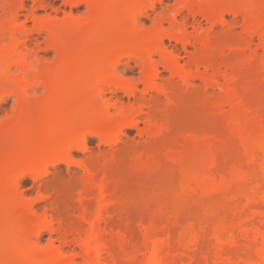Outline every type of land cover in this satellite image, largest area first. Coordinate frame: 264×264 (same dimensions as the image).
<instances>
[{
	"label": "bare ground",
	"instance_id": "obj_1",
	"mask_svg": "<svg viewBox=\"0 0 264 264\" xmlns=\"http://www.w3.org/2000/svg\"><path fill=\"white\" fill-rule=\"evenodd\" d=\"M25 1L18 0L15 5L7 9L6 19L11 24L12 30L10 31V27L1 29L0 39H3L6 29L10 31V34L12 32L14 36H17V31L18 37L14 38L11 34L14 38L13 45L10 42V45H12L11 50L17 57H12V52L8 53L13 60L15 58V61H17H14L12 66L24 64V60L34 55L35 60H37L36 63L40 66H36L38 70L33 71L34 73L28 76L29 81L26 79L27 83L22 84V86L24 91L41 89L42 94L31 102L25 100L22 87L16 84L15 79H12L13 76L10 75L9 78L4 76L5 73L1 74L3 76L0 77V82L5 84V87L2 85L4 90L0 88V104L8 97H12L14 103L12 116L0 123V132L5 134L8 132L10 136L9 141L7 135V142L6 140L0 141L2 143L0 145V157L5 154V150L8 151L7 147L11 146L12 140L16 143L13 142L12 144L15 145L12 147L14 160L10 159L12 162L10 160L9 162H7L8 160L3 161L5 158L3 156V160H0V169L1 172H3L2 170H14L13 184L10 185L13 191L19 187L20 181L26 177H30L35 182H41V190L46 194L38 198V203H43L44 208L40 218H37L40 219L38 221L40 225L36 226L38 225L37 222L34 226L35 230L32 229L34 230V237L37 239L43 230L50 232L63 231V233H60V235L62 234L60 247L58 249L55 247L53 249L52 247L49 248L50 251L47 250V253L45 251L46 255L43 254L44 257L41 258L40 252L32 254L30 250H27L28 246L23 247L24 243L17 245L16 248H11L9 254L13 250L15 251V253L13 251L11 259L15 258L13 255L18 258L15 264H42L44 261L47 264L53 261L60 262L58 264H73L75 255L66 257L63 253V249L69 246L70 243L81 249L82 264H122V256H126V260L123 258V261H126L125 264H137L136 256L143 250L147 251H145L147 255L146 257L144 255L143 261H139V263L142 261L140 264H255L256 259L255 261L253 259L254 262L251 259L252 252L255 255L254 257L258 259L256 264H264V128L263 131L261 130L262 132L260 131L261 133L250 136L251 145L248 148L249 151L247 150V159L252 167L259 161L258 164L260 165L257 170L255 168L256 172H254V169L246 171L240 168L236 170L238 169L236 168L234 169L236 172L233 174L231 170L232 175L229 179L222 176L221 180H219V177L217 179L220 182L212 180L211 182L207 181L209 183L205 182V184L204 180L208 177L205 176L203 173L204 168L200 165L203 171L197 170L196 174L194 172L192 180L188 182L187 187L185 186L186 189L184 190L186 193L188 192L187 194L192 193L191 186H189L191 182L194 184L193 193L195 192V194L202 192L214 193L220 187L228 188V191L229 188H236V191L231 190L234 193H229L232 195L230 207L227 211L225 210L226 215L224 214L223 222L216 223L218 225L205 227L202 220L196 218L182 221L177 215L178 213L165 220L168 209L162 206L156 208L152 216L146 217L141 213L139 214L138 224L142 234L138 240L133 236V231L129 226V223L136 217L133 207H126L123 200L112 198L114 201H109L106 206L101 207L93 219L89 220V218L87 220L85 215L79 217L80 223L81 221L89 223L85 238L79 240L77 238L73 242L68 241L69 233L74 231L73 228L77 226L76 223L69 222V214L72 215L74 202H77L84 209L87 195L85 184H90L95 189L104 187L105 183L107 184L106 179L111 173V164L105 163L103 158L92 155L85 156L88 153L87 138H96L101 144L110 148H117L123 131L136 129L138 120L141 117L145 119V130L150 138H163L169 131L167 109L168 106L175 105L173 95L167 90L160 89V93L166 99L167 107L158 110L153 108L151 100L147 98L149 93L156 88L155 86L159 80L158 67L160 64H164L163 66L166 67L171 64L170 68L177 67L175 69L179 67L176 65L181 59L180 55L178 56L175 53L176 51H169L165 47L166 40L177 43L184 51H186L187 46L194 48L195 43L201 44L202 47L201 50H195L189 56H186V65L183 67V70H185L187 66L188 70H185L186 72L173 69L172 83L176 84L177 80L175 78H177L178 81L183 83L182 88H188L192 81L200 79L207 84H205V88H210L215 86L214 83H218V78H221L225 82V90L222 91L220 98L218 97L216 107L219 108L225 104L231 107L234 104V107L235 105L239 106L236 109H240L237 111L232 107L235 112L245 113L246 115L247 112L252 111L251 105H244L236 91L234 92L235 88H232L238 82L239 75L257 65V63L253 65L251 60L242 63L226 60L222 50L216 51L211 48V39L209 41V38L203 37L205 38L203 40L200 37L197 19L201 18L208 22L212 30L220 26L223 29L221 35L233 34L239 27L241 31L235 33L239 35L240 44L229 50L233 55L244 54L255 39L260 43L263 40L264 8L260 5L261 3H258L257 0H195L191 4L189 0H172L173 5H165V0H60L64 7H69L70 11L64 14L62 19H59L55 10L53 11L54 16L48 13L47 0H30L33 4L31 13L41 10L44 15L33 16L31 19L33 27L28 29L25 26L26 24L17 25L16 23L21 16L20 13L24 10ZM133 3H137L136 7ZM81 6L85 8V12L76 14L75 11ZM157 7L161 9L158 13H156ZM150 13L155 15L154 18H151ZM184 13H186L185 17L182 16ZM226 17H231V21H227ZM188 18L193 21L190 26L192 29L191 35L188 32L186 23ZM117 19H123V21H117ZM143 20H151L152 29L143 28L144 26L141 25ZM238 22H241V26H238ZM164 24L168 25V29L163 27ZM137 26H140L141 30L144 31L142 34H140V28ZM132 27H137L136 30H139L137 35L142 36L141 38L137 36L136 41L131 44L129 38L132 33L130 29L136 33ZM127 29L129 31H126ZM125 31L130 35L125 34ZM41 35L45 36L42 44L37 40ZM127 35L129 37L124 38ZM121 38H124V42ZM222 38L219 37V39ZM31 41H34L33 48L29 49L28 44ZM127 42H129V47ZM122 43H126V45L123 46ZM135 43L133 51H131L132 48L129 51L127 48L132 47ZM8 47L10 48V46ZM5 49L2 48L0 53ZM7 50L10 49L7 48ZM39 52H53L55 54L53 61L38 59ZM4 55L5 53L1 57ZM9 55L7 56L9 57ZM7 56L4 57L6 62H8ZM154 56H158L160 62H156ZM217 58L220 59L221 63L214 74L209 76L206 72L201 76L199 66L203 63L204 68L207 66V69H212ZM1 60L3 59L1 58ZM19 60L24 63L19 62ZM124 60L126 61L123 62ZM131 60L136 61L139 70V77L134 82L127 79L124 72H119L121 66L129 68ZM258 64L262 70L264 55ZM24 66L26 65L24 64ZM92 67H94V70ZM167 68L169 69V67ZM221 68L224 69V72L221 71ZM88 69L91 70V73ZM85 71L89 72L95 78V81L97 79L93 94L96 96L94 105H98L102 110L100 115L83 116L85 114V103H82L81 98L85 92V86L81 83V80H83L81 78ZM139 84L143 89L137 93V85ZM16 86H18L19 91H15ZM118 92H122L134 102L129 103L126 108L120 109L121 111L117 117H111V115H108L109 110L111 108L118 109L116 107L117 101H111L107 98V95H117ZM232 95L233 99H231ZM235 112L233 111L232 114ZM234 121L236 120L234 119ZM234 121V124L239 125L238 122ZM234 124H231V126ZM239 130H241V127ZM246 132L248 134V131ZM241 133L239 134L244 136ZM74 152L83 154L84 160L81 164L75 163L72 159ZM18 154H20V158H16ZM210 160L211 165L206 168H217L218 157L216 154L212 155ZM73 165H77L83 170L85 174L83 180L69 171ZM59 166L67 168L68 174L66 177L57 173ZM51 169L54 170L53 173ZM229 173L227 174L229 175ZM98 176L101 179L96 182L95 177L97 179ZM108 185L106 186L108 187ZM75 189L77 192L76 200L72 198L71 194V190ZM8 197H5V200ZM0 200L4 203L2 197ZM31 205L28 206H31L28 210L35 216V212H33L35 204ZM112 206H114L113 209ZM116 206L119 210L114 209ZM110 208L111 211L114 210V212H111L112 214L109 211ZM24 214L25 212L21 217ZM5 215L3 214V219L9 214ZM27 216L24 218H27ZM0 218V221H2L1 214ZM10 218L13 221L14 218ZM79 221L77 220V222ZM22 223L23 221L18 225ZM0 224L3 226L1 222ZM55 224L59 229H55ZM72 224L75 225L72 226ZM101 225L104 226V229ZM2 226L0 231L6 232L8 229L5 228L6 226ZM176 226L180 227V232L177 237H173L170 232ZM18 227L20 232L24 231V229L21 230L20 226ZM26 229L29 232L31 227L28 226ZM101 229L105 231L103 232ZM23 233H20V235ZM105 233L116 237L118 242L114 239L116 242L114 246H111V242L110 245L106 244L103 239ZM0 234L3 237L5 236V234ZM20 235L17 233L16 236ZM207 238H209V241H207ZM103 250L107 252L104 253L110 255L108 261L103 257ZM6 253L7 251H3V255L0 253V264H14V260L11 262L10 255L7 256Z\"/></svg>",
	"mask_w": 264,
	"mask_h": 264
},
{
	"label": "rangeland",
	"instance_id": "obj_2",
	"mask_svg": "<svg viewBox=\"0 0 264 264\" xmlns=\"http://www.w3.org/2000/svg\"><path fill=\"white\" fill-rule=\"evenodd\" d=\"M17 1L18 0H0V30L9 28V27H10V31L12 30L11 24L6 19V14H7V9L15 5ZM194 1L195 0H189L191 4H193ZM257 2L261 3L260 5H262V7L264 8V0H257ZM137 3L136 4L133 3V5L136 7ZM164 3L165 5H173L172 0H165ZM47 5H48V8H47L48 13L54 16L53 11L55 10L57 12L56 16L59 19H62L64 14H67L70 11L69 7H64L62 3L60 2V0H47ZM32 7H33L32 2L30 0H26L24 3V10L20 13L21 16L17 19V22H16L17 25H21L24 23L26 24L25 25L26 28L31 29L33 27V23L31 20L32 17L33 16L39 17V16L44 15V12L41 10H37L32 14L31 13ZM160 11L161 9L157 7L156 13ZM84 12H85V8L82 6L79 7L77 11H75L76 14H83ZM150 15H151V18H154L153 16H155L152 13H150ZM182 16L185 17L186 13H184ZM225 19L227 21H231V17H226ZM118 20L119 19H117V21ZM121 21H123V19ZM151 23H152L151 20H143L141 25L144 26L143 28L145 29H148V28L150 29L152 25ZM186 23L188 25V32L191 35L192 29L190 28V26L192 25L193 21L191 18H188ZM197 23H198L197 26L199 29L200 37L202 38L205 37L206 39L209 38V41L211 39L210 41V45L212 46L211 48L215 49L216 51L222 50L226 60L230 62H234V63H242V62L251 60L253 62V65L257 63L258 66L254 65L250 69L241 73L238 77V82L235 85H233V88H232V89L235 88L234 92L236 91L237 95H239V98L244 103V105L246 106H248L249 104L251 105L249 106L250 108H252L251 109L252 111L247 112L248 114L246 113V115L245 113L243 114L241 112L240 113L235 112V110L239 111L240 109L239 110L236 109L239 106L235 105L234 107V104H232L233 106L231 107L227 106V104L219 108L216 107L217 105L215 104L217 103L216 101L218 97L223 93L222 91L225 90L224 88L225 82L221 78L220 79L218 78L217 84L214 83L215 84L214 87L212 86L214 85L212 83L211 85L212 87L210 88H205L207 84L200 79L199 80L196 79L192 81L188 88H185V87L182 88L183 83L181 81H178L177 78H175V80H177L176 84L172 83L171 80L174 74V70H178L182 72L181 70H183L184 69L183 67L186 65V56H189L195 50L197 51L201 50L202 47H201V44L195 43L194 48L187 46L186 51H184L182 50V47L178 45L177 43L169 42L168 40H166L165 47L169 51H176L175 53L178 56L180 55L181 59H179L180 61H178L176 65L179 67L178 69H175L177 67L175 68L171 67L172 68L171 69L170 66L172 65L170 64V65H167V67H169L168 69L166 66H163L164 64H160L158 67L159 80L157 81V84L155 86L156 88L151 93H149L147 98L151 100V105L153 106V108L155 110L156 109L158 110L162 108L165 109L167 107L166 99L163 96V94L160 93L161 91L159 90L160 89L167 90L173 95L175 105L171 107L168 106V109H167V115H168V120H169V131L163 138H150L145 130V119L141 117L138 120V125L136 129H127L123 131V133L120 136V142L118 143L117 148H110L104 144H101L99 140L96 138H90V137L87 138L86 146H87L88 153H86L85 156L92 155L95 157H101L104 159L105 163L111 164V173L110 175H108V178L110 179L109 180L108 178L106 179L107 184L105 183L104 185L105 188L100 187L99 189L98 188L95 189V188H92L90 184L89 185L85 184V188H86L85 190H87L86 191L87 195L85 199L86 204L84 205L85 210L77 202H74V210L72 212V215L71 213L69 214L70 218L68 219H70L69 220L70 223H76L77 226L79 224L80 225L78 227L75 226L74 227L75 229L73 228L74 231H71L69 233L68 241L70 240L73 242L77 240V238L79 240V239H82L84 236L86 237V234L88 233V229H89V223L87 221L86 222L81 221L80 223L79 217L81 215H85L87 220L89 218H90L89 220H91L98 214L101 207L103 208L109 203V201H112L113 199L123 200L124 203L126 204L125 205L126 207L128 206L133 207L134 212H135L134 214L136 215V217L132 220V222L129 223V226L131 227L133 231V236L138 240L139 238H141L140 236L142 234L141 230H139L140 227L138 224L139 214L141 213L142 215H145L146 217L150 215L152 216L154 214L153 211H155L156 208H159L162 206L163 207L165 206L168 209V215L166 216L165 220L168 218L170 219L171 215L178 213L177 215L182 221L196 218V219L202 220V222L205 224V227L206 226L211 227L213 225H218L219 223L223 222V219L225 218L224 217L226 215L225 213L227 209L230 207V203H231L230 198L232 196L231 194L234 193L232 191L233 190L236 191V188L235 187L229 188V191H228L227 190L228 188L226 189V188L220 187L221 189L219 188V190L214 193L208 192L209 193L208 194V193L202 192L200 193L201 195L196 193L197 196H195L196 195L195 192L193 193L194 184L191 182L189 183L190 184L189 186H191L192 193L189 192L190 194H187L188 192L186 193L184 189H186L185 186L186 187L188 186V182L192 180L194 176L193 175L194 172L196 174L197 170H200V171L204 170L203 173L205 174V176L208 177V178H205L206 181L204 180V183L207 181L211 182L212 180L220 182L219 180L222 179V176L223 178L228 177L227 179H229V177H231L230 175L235 173L236 170H239V168L242 170L244 169L246 171H249L250 169H254V172H256L255 168L257 170V167H259L260 165L258 164L259 161L255 164V166L253 165V167L248 162L247 150L251 145L250 136H255L261 133L264 128V123H263L264 122V67L261 70V68L259 67L260 65L258 64L259 60L264 55V48H263L264 47V37H263V40H261V43L257 39H255L252 45L250 46V48L245 50L244 54L233 55L231 54V51L229 49L235 48L236 46L240 44L239 35L236 34L241 31L239 27L235 30L236 32V33L234 32L235 34L234 33L229 34L231 37L230 38L229 35L227 36V34H224L225 36L221 35L223 32V29L220 26H217L212 30L208 22H205V20L201 18L197 19ZM140 26H137V27L140 28ZM238 26H241V22H238ZM137 27H132L134 31H136V33L132 32V29L129 28L130 32L132 33L129 38L131 40V44L134 43V41H136L137 36L141 38L142 35H137L139 30L141 31V33L139 32L140 34L144 32L141 30V28L137 31L136 30ZM163 27H165V29H168L167 24H164ZM8 31L9 30L6 29V32L4 36L2 37L3 39H0V48H1L0 50H2V48L3 49L6 48L5 51L0 53V60L1 58L3 59L0 61V77L3 76L1 75L2 73L3 74L5 73L4 76L9 77V78H10V75L11 77L13 76L12 79H15L16 84L22 87V91L24 92L23 94H25L24 99L31 102L42 94V90L34 89L30 91L26 90L27 91L26 92L23 90L22 84L27 83V80L29 79L28 76L36 72L40 65L36 63L37 60H35L36 59L35 56L32 55L27 60H24L25 63L21 61L22 59L19 60V62L21 61L26 66H24V64H21L19 66L18 64L16 66H12V63H14V61L16 60L15 58L17 56L15 57L16 54H14V52L11 50L12 49L11 46L13 45L12 43L13 39L15 37H18V33L16 31L17 36H14V34H12L11 32L12 36L14 37L13 38L10 34V31L9 32ZM126 31H129V30L127 29ZM126 31H125V34H129ZM233 35H236L238 37L233 36ZM128 37L129 36L127 35L124 38H128ZM219 37L220 38L223 37L222 38L223 41L222 39H219ZM205 38H203V40ZM225 38H229V39H225ZM123 39H122V42H124ZM37 40L38 42L42 44L44 43L45 36L41 35L37 38ZM10 42L12 45H10ZM33 43L34 41H31V43L28 44L29 49L33 48ZM136 43L133 44L132 47L127 48V49L129 50L132 48L131 51H133V48H135L134 46L136 45ZM124 44L126 45V43H122L123 46ZM128 45H129V42H127V46ZM8 46H10V48ZM117 47L119 48V46ZM7 48L10 50H7ZM11 52L13 53V55L11 54L12 57H15L14 60L9 55ZM3 53H5V55L1 57ZM38 54H39L38 59H47L50 62L53 61V58L55 56L53 52H47V53L39 52ZM7 55H9L10 58ZM6 56H7L8 62L4 61L5 59L4 57ZM8 58L12 60H9ZM154 60L156 62H160L158 56H154ZM184 60H185V63H184ZM125 61L126 60H124L123 62ZM220 63H221L220 59L217 58L216 61L214 62V66L212 69L210 68L207 69L206 68L207 66H205L207 71L204 68V64L202 63L199 66L200 75L203 76V74H205L206 72L209 76L213 75L214 72L217 70L218 65ZM100 65L103 66L101 63ZM3 67L5 68L7 72H4L5 70ZM94 67H92L93 70H94ZM185 70H188L187 66L185 67ZM221 71L224 72V69L222 70L221 68ZM89 72L87 73V71H85V73L83 74L81 78L83 79L81 80V83L83 84V86H85V92L81 98L82 99L81 101H83L82 103H85V114L83 116H91L92 114L100 115L102 111L98 105H94V103L96 102L95 101L96 96L95 94H93V92H94L95 83L97 82V79L95 81V78H93L90 75L91 72L90 73ZM119 72H124L125 74L124 73L123 74L125 75V77L133 82L136 81L139 77V70L137 68V63L134 60L133 61L131 60L129 62V68H125L121 66L119 68ZM2 85L5 87V84L3 83L1 84L0 82V88L1 89L3 88L2 90H4V87H2ZM20 87L19 89L21 91ZM16 88L17 89L15 91H19L18 86H16ZM142 89L143 88L140 84L137 85V93L142 91ZM107 98L113 102L117 101L116 107L118 109L111 108L109 110L108 115H111V117H114V116L117 117V115L121 111L120 109L126 108L129 105V103L134 102L132 99H128L122 92H118L117 95H107ZM233 98L234 97L232 95L231 99ZM245 102H248V103H245ZM13 103H14L13 98L8 97L0 104V123L3 122L6 118H9L12 116ZM232 107L235 110H232L233 109ZM233 111L235 112L234 114H232ZM234 119L236 121H234ZM233 121L238 122L239 125L241 123L240 127L242 131L239 130L240 129L239 125L237 123H236L237 125L234 124ZM231 124H234V125L231 126ZM231 127H233L234 129H232ZM246 131H248V134H251V135H248ZM240 132H242L245 137L241 136L239 134ZM245 134H247L248 136ZM6 135L9 137V139H7L9 141L10 136L8 132H6V134L0 132V137H1L0 141L2 140L5 141L6 138H8L6 137ZM13 142L15 141L12 140L11 146L9 145L10 149L7 147L8 151L5 150L4 152L5 154L1 155L0 157L1 161L3 160L2 159L3 156L6 158L5 159L3 157L4 158L3 161L8 160L7 162H9L10 159L14 160L13 158L15 156L12 153V149H13L12 147H14L15 145H12ZM1 144L2 143L0 142V145ZM11 153L12 155H10ZM215 154L218 157L217 168L214 169L210 167L211 170L210 168L207 169L206 167L208 165L209 166L211 165L210 158H212V155H215ZM18 157L19 158L21 157L20 154H18L16 158ZM72 159L74 160L75 163L81 164L84 160V156L81 153L74 152L72 155ZM150 159L151 160L153 159V161H151ZM154 161L156 162L154 163ZM10 162L12 161L10 160ZM200 165L204 168L203 170L200 167ZM12 170L13 169L7 170L8 172L6 170H2L3 172H1V169H0V199L2 197V200L4 202L2 203V201L0 200V204H1L0 214L2 216V219H3V214L4 215L9 214L8 216L5 215L6 216L4 217L5 221L4 219L0 221L3 224V226L0 224V227L6 226L5 228L8 229L6 232L0 231V233L5 234L6 236V237L5 236L3 237V235L0 234L3 237L2 238L0 236L1 237L0 238V253L2 254L3 251H7L6 254L7 256L10 255V259H11V255L13 254L14 250L12 251L11 254H9L10 251L13 248H16L17 245H22L24 243L25 245L23 244V247L28 246L27 250L28 251L30 250L32 254L34 253L37 254L40 252V258L44 257V255H46L47 253V250L50 251L49 248L52 247L53 249L55 247L58 249L60 247V238L62 235V234L60 235V233L61 232L63 233V231L61 232L53 231L54 232L53 233L48 230H43L40 232V235L37 239L34 237L33 233L35 230L34 228L35 223L40 221V219H37V218H40L41 214L43 213V208H44L43 203L41 202L38 203V198L39 196L45 195L46 193L41 190V182H37V181L35 182L30 177L23 178L20 181L19 187H17L15 191H13V188H10L12 187L10 185L13 184L12 176L14 174V170L13 171ZM231 170H232V174H231ZM69 171L82 180L85 178V174L83 170H81L77 165L71 166ZM51 172L53 173L54 170L51 169ZM57 173L63 177H66L68 174V171H67V168H65V166H59L57 168ZM227 173H229V175ZM218 177H219V180H217ZM259 178H260V175H259ZM98 179H101V178L98 176L96 179L95 177V180H97L96 182H99ZM106 185H108V187ZM71 191H72L71 194L73 196L72 198L76 200V197H77L76 189L71 190ZM3 196L5 197L9 196V197L5 200V197L3 199ZM31 204L33 205L35 204L33 208V210L34 209L35 210L33 212H35L36 217L33 214H31V212H29L28 210L32 206ZM29 205L31 206L28 207ZM113 207L114 206H112V209ZM116 208L117 206L114 209ZM112 209L110 208L109 210L110 213L114 212V210L111 211ZM82 210H83V213H82ZM117 210L119 209L117 208ZM24 212H25L24 216L21 217V215H23ZM16 214L17 215L19 214V215L15 216ZM114 214L113 216H115ZM26 215H28L29 218L28 216L27 218H24L26 217ZM10 217L14 218L12 219L13 221H11ZM19 219L23 221V223L20 225L18 224L21 223L22 221L21 220L19 221ZM15 220H18V221L16 222ZM77 220L79 222H77ZM217 222L218 224H216ZM39 225L40 224L38 222V225L36 226H39ZM74 225L75 224H72V226ZM18 226H20L21 230L24 229V231H22L24 232L22 235H20V233L22 232H20V230L18 229L19 228ZM26 226L31 227L30 229L31 231L29 230L30 233L26 229L27 228ZM101 226H102V229H104V226L103 225ZM54 227L55 229H59L57 224H55ZM33 228L34 230H32ZM13 229L19 232H16L15 230L13 231ZM179 230H180V227L176 226V228L174 227L170 233L173 237L174 236L177 237L178 236L177 234H179L180 232ZM25 232L31 235L26 234ZM17 233L20 236H16ZM108 235L109 234H106V233L103 235L104 241L106 242V244H109V245L111 242V246L112 245L114 246L116 242H118V239L114 237L113 235H109V236ZM114 239L116 240V242L114 241ZM207 241H209V238H207ZM14 245L16 246L14 247ZM143 251H141L140 254H137L136 256L137 264H140L147 255L146 253L147 251L145 250L146 252L144 251V253ZM81 252H82L81 249L76 245H72V243H70L69 246L63 249V253L65 254L66 257H69L70 255L71 256L75 255L73 257L74 258L73 264H82L83 258H81L82 257L81 256L82 254H80ZM102 252L104 254V255L102 254L104 259L108 261L110 255L109 254L107 255L106 254L107 252L105 250H103ZM251 255H252L251 256L252 261L253 259L254 261L256 259L255 262L258 263V259L254 257L255 255L253 252L251 253ZM13 256H15V258H12L11 262L12 260H14L13 263L15 264L17 263L18 258L16 255H13ZM123 258H125L126 260V256L121 257V263L125 264L126 261L125 260L123 261ZM140 260L142 261L139 263ZM53 262H49V264H56V262L57 264L60 263L58 261H55L54 263ZM45 263L46 262L44 261V263L42 264H45Z\"/></svg>",
	"mask_w": 264,
	"mask_h": 264
}]
</instances>
